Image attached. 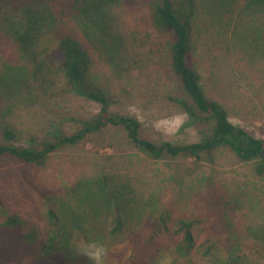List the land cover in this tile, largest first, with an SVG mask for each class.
<instances>
[{
    "label": "rangeland",
    "instance_id": "obj_1",
    "mask_svg": "<svg viewBox=\"0 0 264 264\" xmlns=\"http://www.w3.org/2000/svg\"><path fill=\"white\" fill-rule=\"evenodd\" d=\"M147 1L113 5L104 20L94 24L97 30L87 29L95 76L110 93V109L138 117L146 137L156 142L198 141L212 124L188 123L186 111L173 98L186 95L171 65V38H159L150 26ZM193 43L207 95L227 108L233 123L264 139V10H232L225 0H199ZM37 57L40 69L33 68L39 61L33 60L23 81L12 77L0 84L1 142L10 127L19 133L15 144L41 148L57 130L75 132L80 120L100 110L99 102L65 91L54 53L37 52ZM213 155V162L203 163L187 156L154 158L122 129L108 126L55 151L44 168L1 157L0 199L40 223L42 192L86 176L108 174L144 195L168 199L180 213H200L213 187L226 196V212L239 203L231 216L243 235L248 226L264 233V176L253 173L254 162L242 161L225 147ZM80 250L104 264L101 246L82 244ZM172 261V254L164 252L157 264ZM248 264H264V255Z\"/></svg>",
    "mask_w": 264,
    "mask_h": 264
},
{
    "label": "trees",
    "instance_id": "obj_2",
    "mask_svg": "<svg viewBox=\"0 0 264 264\" xmlns=\"http://www.w3.org/2000/svg\"><path fill=\"white\" fill-rule=\"evenodd\" d=\"M122 2L0 0V84L12 77L23 81L33 60H39L33 68L40 69L37 52L47 50L60 61L65 91L101 104L95 115L80 120L75 132L59 129L41 148L15 144L19 133L6 128L0 158L9 155L44 168L63 146L115 126L154 158L187 156L197 163L213 162L214 151L225 147L242 161L254 162L253 173L264 176V139L233 123L227 108L208 96L202 84L193 43L199 0L147 3L150 26L159 38H171V65L186 95L173 98L186 111L188 123L210 122V133L198 141L156 142L143 134L138 117L110 109V93L94 73L87 29L97 30L94 24L104 20L109 7ZM225 3L232 10H264V0ZM42 193L40 223L0 199V264H96L82 253V244L101 246L104 264H157L164 252L172 254L171 264H248L264 255V233L248 226L243 235L231 216L239 203L226 212V196L213 187L197 214L180 213L168 199L144 195L108 174L82 177Z\"/></svg>",
    "mask_w": 264,
    "mask_h": 264
}]
</instances>
